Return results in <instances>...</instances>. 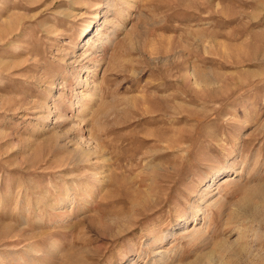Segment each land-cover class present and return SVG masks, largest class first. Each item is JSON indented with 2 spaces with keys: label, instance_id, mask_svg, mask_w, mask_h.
I'll return each mask as SVG.
<instances>
[{
  "label": "rangeland",
  "instance_id": "374dc122",
  "mask_svg": "<svg viewBox=\"0 0 264 264\" xmlns=\"http://www.w3.org/2000/svg\"><path fill=\"white\" fill-rule=\"evenodd\" d=\"M0 264H264V0H0Z\"/></svg>",
  "mask_w": 264,
  "mask_h": 264
},
{
  "label": "bare ground",
  "instance_id": "6f19581e",
  "mask_svg": "<svg viewBox=\"0 0 264 264\" xmlns=\"http://www.w3.org/2000/svg\"><path fill=\"white\" fill-rule=\"evenodd\" d=\"M229 181L228 179H225L224 182Z\"/></svg>",
  "mask_w": 264,
  "mask_h": 264
}]
</instances>
